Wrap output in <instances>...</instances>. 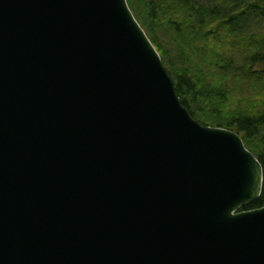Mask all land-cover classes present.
I'll return each mask as SVG.
<instances>
[{"label": "water", "instance_id": "water-1", "mask_svg": "<svg viewBox=\"0 0 264 264\" xmlns=\"http://www.w3.org/2000/svg\"><path fill=\"white\" fill-rule=\"evenodd\" d=\"M262 184L126 0H0V264H264Z\"/></svg>", "mask_w": 264, "mask_h": 264}, {"label": "rangeland", "instance_id": "rangeland-1", "mask_svg": "<svg viewBox=\"0 0 264 264\" xmlns=\"http://www.w3.org/2000/svg\"><path fill=\"white\" fill-rule=\"evenodd\" d=\"M146 1L148 0H128L130 5L128 7L140 27L154 42V48L157 46L162 51L163 58L161 56L160 58L166 70L169 69L173 73L181 71L193 76L198 88L207 96L205 101L201 99L199 103L200 111H194L198 118H202L204 122L209 123V127H213L215 119L211 115L212 109L219 111L223 119L231 115L239 116L244 112L264 111V75L251 74L249 71L247 73L244 69L248 64L244 50L248 46L251 48L254 40L264 29L262 20L251 21L248 28L238 34V37L224 36L219 39L216 34L204 39L202 35L194 34L196 41L193 43L187 39L188 15L184 7L182 5L180 7L183 0H180L181 3L178 0L167 2L162 5L163 10L159 8L158 20L161 22V28L157 29L151 28L146 9L140 6L141 2L144 7L143 3ZM175 21L179 24L178 32L181 40L173 39L172 23ZM163 22H165L164 26ZM215 26L216 24H208L205 30ZM202 40L204 42H200ZM210 51L213 57L208 56L204 63H197L196 54L206 55ZM230 63L232 69L227 72L219 67ZM204 102L209 103L204 106ZM241 211L243 210L239 209V212Z\"/></svg>", "mask_w": 264, "mask_h": 264}, {"label": "trees", "instance_id": "trees-1", "mask_svg": "<svg viewBox=\"0 0 264 264\" xmlns=\"http://www.w3.org/2000/svg\"><path fill=\"white\" fill-rule=\"evenodd\" d=\"M175 0H148L143 3L148 16L149 25L151 28H161V22L158 20L159 8L163 10V4ZM180 3L181 1L178 0ZM183 4H180L187 11V22L188 30L187 39L194 43V38L196 35H202L205 38L213 35H218V38L224 36H234L238 37L245 31L251 21L254 19H260L264 22V0H183ZM128 6L129 2L127 0ZM169 22V20H167ZM191 23V24H190ZM165 22H163L164 26ZM208 24H216V26L210 30H205ZM181 26V25H180ZM173 39H180L181 36L178 32L179 24L175 21L172 23ZM177 27V29L175 28ZM142 28V27H141ZM197 29V31H196ZM216 29V30H215ZM147 34V33H145ZM197 35V36H198ZM148 37V35H146ZM150 36V35H149ZM150 37H148L149 39ZM217 38V39H218ZM231 38V37H230ZM216 39V40H217ZM150 40V39H149ZM215 39H213L214 41ZM154 46V42L150 40ZM200 42H204L203 40ZM210 44V42H209ZM159 56L163 58L162 51L156 46ZM212 51L203 55L201 53L196 54L197 63H204L206 57H213ZM245 59L248 64L245 66V71L251 74H263L264 75V29L260 32L259 37L254 40V44L251 48L248 46L244 50ZM244 64H242L243 66ZM165 67V66H164ZM223 69H232L230 63L219 66ZM249 71V72H248ZM170 75L176 93L181 101L184 108L187 109L191 117L198 121L203 126H210L209 123L204 122L202 118H198L196 112L200 111L199 103L201 99L205 101L207 97L204 92H202L197 85V82L186 73L177 71L175 73L167 70ZM226 76L228 74H225ZM224 75V76H225ZM209 102H204V106L208 105ZM205 110L204 108H201ZM212 117L215 119L214 126L216 128H222L226 130L233 131L237 133L245 147L250 151L258 160L263 169V184L262 191L257 200L252 203L247 204L242 209L243 211H251L255 209H260L264 207V111L257 113H245L239 116H229L223 119L219 114V111L212 109ZM208 117V116H207Z\"/></svg>", "mask_w": 264, "mask_h": 264}]
</instances>
